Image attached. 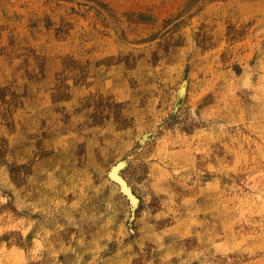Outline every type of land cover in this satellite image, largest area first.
<instances>
[{"label":"rangeland","instance_id":"rangeland-1","mask_svg":"<svg viewBox=\"0 0 264 264\" xmlns=\"http://www.w3.org/2000/svg\"><path fill=\"white\" fill-rule=\"evenodd\" d=\"M0 264H264V0H0Z\"/></svg>","mask_w":264,"mask_h":264},{"label":"bare ground","instance_id":"bare-ground-1","mask_svg":"<svg viewBox=\"0 0 264 264\" xmlns=\"http://www.w3.org/2000/svg\"><path fill=\"white\" fill-rule=\"evenodd\" d=\"M117 165V164H116ZM124 166V164H119L117 167L115 166L111 172H110V176L111 178H113V180H116L120 183L121 188L123 189V192H126L128 194L129 197L132 198V192L129 188V185L127 184V182L125 181V179L121 176L120 174V169ZM121 176V177H120ZM132 200L135 201V198H132Z\"/></svg>","mask_w":264,"mask_h":264}]
</instances>
